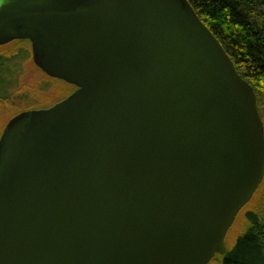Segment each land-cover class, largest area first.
<instances>
[{"label":"water","instance_id":"95a60500","mask_svg":"<svg viewBox=\"0 0 264 264\" xmlns=\"http://www.w3.org/2000/svg\"><path fill=\"white\" fill-rule=\"evenodd\" d=\"M75 85L0 133V264H206L264 175L251 84L188 0H0V45Z\"/></svg>","mask_w":264,"mask_h":264},{"label":"trees","instance_id":"16d2710c","mask_svg":"<svg viewBox=\"0 0 264 264\" xmlns=\"http://www.w3.org/2000/svg\"><path fill=\"white\" fill-rule=\"evenodd\" d=\"M188 1L220 41L238 73L253 87L264 123V0ZM27 52L23 45L12 51H0V98L9 97L17 85L20 62ZM10 63L15 66V72H10ZM260 189H264V176L253 195ZM260 196L252 208L244 211L248 226L236 236L229 249L223 246L214 254L223 252L221 264H264V194Z\"/></svg>","mask_w":264,"mask_h":264},{"label":"rangeland","instance_id":"374dc122","mask_svg":"<svg viewBox=\"0 0 264 264\" xmlns=\"http://www.w3.org/2000/svg\"><path fill=\"white\" fill-rule=\"evenodd\" d=\"M22 45L24 48H27L28 54L20 62L17 85L11 89L9 97L0 98V133L7 120L15 113L27 108L49 106L66 96L74 87L72 84L49 76L41 70L32 59L30 43L28 41H9L0 45V51H12ZM9 67L10 72H15V66L12 63H10ZM262 194H264V189H260L257 194H254L251 199L252 201L250 200L239 210L226 232L223 243L224 249H229L236 236L248 226V222L244 217V211L247 208H252L257 203L258 196ZM222 253L216 254L206 264H221Z\"/></svg>","mask_w":264,"mask_h":264},{"label":"flooded vegetation","instance_id":"af4514ba","mask_svg":"<svg viewBox=\"0 0 264 264\" xmlns=\"http://www.w3.org/2000/svg\"><path fill=\"white\" fill-rule=\"evenodd\" d=\"M71 84V83H70ZM73 85V84H72ZM74 87H73V89L75 88V85H73Z\"/></svg>","mask_w":264,"mask_h":264}]
</instances>
